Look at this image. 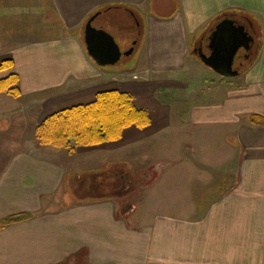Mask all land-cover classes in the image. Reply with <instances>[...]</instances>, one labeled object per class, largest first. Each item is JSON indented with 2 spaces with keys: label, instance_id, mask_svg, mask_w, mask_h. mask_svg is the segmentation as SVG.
Instances as JSON below:
<instances>
[{
  "label": "crops",
  "instance_id": "1",
  "mask_svg": "<svg viewBox=\"0 0 264 264\" xmlns=\"http://www.w3.org/2000/svg\"><path fill=\"white\" fill-rule=\"evenodd\" d=\"M182 1L181 12L172 17L146 18L150 52L144 66L132 73L106 71L118 75L101 88L104 78L90 82L105 70L88 54L87 22L93 16L94 21L133 16L132 8L142 13L147 0H0V64L14 61L0 70V80L18 73L22 91L19 97L0 92V135L17 131L11 139L0 136V220L32 214L0 228V264H264V123L251 119L254 114L264 118V41L243 75L213 81L205 102L177 112L180 126L204 128V133L215 127L222 153L231 150L232 160L183 156L186 148L193 154L203 148L197 141L175 144L169 155L142 156L168 137V124L149 110L158 102L156 92L181 86L191 48L200 58L196 46L214 26L208 29L209 23L231 5L227 0ZM235 5L264 26V0ZM108 89L129 92L152 116L150 126H130L121 140L109 142L116 152L124 144V163L135 179L137 164L157 160L156 167L145 165L123 211L115 191L93 193L104 189L99 183L106 178L100 174L117 162L107 157L108 150H99L96 159L90 155L88 160H101V154L104 159L85 177L82 148L70 152L38 145L36 137L46 117L91 102ZM93 176L94 189L85 190V179ZM83 190L88 193L80 195ZM202 195L203 206L187 208L188 198L197 204Z\"/></svg>",
  "mask_w": 264,
  "mask_h": 264
},
{
  "label": "rangeland",
  "instance_id": "2",
  "mask_svg": "<svg viewBox=\"0 0 264 264\" xmlns=\"http://www.w3.org/2000/svg\"><path fill=\"white\" fill-rule=\"evenodd\" d=\"M227 1L230 2L231 5L228 4L230 6H228L225 10H222L221 12H219V14H222L226 10L234 11L237 9L236 5H235L237 0H227ZM182 5H183L182 0H147L146 4L144 5L142 13L139 12L137 9L132 8L133 13H134L133 16H131V14L127 13L125 16H123V15L115 16L113 21H111L109 19H104V18H100V19L95 20L93 22V25L97 28L104 29V30L108 31L109 33H111L116 38L118 43L121 45V48H122L124 54H123L121 60L113 66L97 65L98 68H102L105 70V72L102 70L100 71V72H103V75H102L103 77L100 75L96 76L93 79H91L90 82L100 81V80H102V78H104L102 81L104 82L105 85L101 86V88H106V87H108V85H107L108 81L114 80L115 75L117 74V73H109L106 71L116 72V71L123 70V71H129V73H132L133 70H136L139 67H143L144 64L146 63L145 62V56H147L148 52H150V50L146 47L147 38H146V35L144 32L146 18H152V16L157 17V18L172 17L176 13L181 12V6ZM237 11L243 13L242 10H237ZM137 21L140 23L139 26L136 25ZM217 21L218 20H215V21L212 20V22L209 23L207 28L209 29L211 27L212 23L214 22V24H215V22H217ZM253 23L256 24V26L259 28V30H260V42L263 43V41H264V26L262 25V23H260L258 20H256L255 17L253 19ZM204 43L206 44V42H204ZM130 47L131 48L134 47V51L130 55H126L125 52L130 50ZM260 49H261V47H259V49H258L259 52H260ZM204 50H205V52H208V48L206 46H204ZM192 59H193V61H192ZM253 59H254V55L251 56L248 60L242 59L235 64L236 69L239 70V75H243L244 72L247 71V69L251 65ZM196 61H197V64H196ZM188 62H189L188 66H187L188 69H186V71L184 72L186 74V77H183L185 81L178 84L181 86L180 87H173V88L170 87L169 90L168 89L164 90L166 92H163V91H158V93L156 92L158 102H155V107L157 109L155 111V107L149 108V110H151L152 113L155 114V115L153 114V118H154V116H156V119L159 120L162 117L164 119L163 121H165V124H168V126L165 130L167 132L168 137L164 138V139H160L158 141V143H155L154 146L152 145L149 147V149H146V151L143 154L141 153L142 151L139 150V154H142L143 157L148 156L150 158V156H151V158H154V157H156L155 155L158 151H164L166 154L172 153L174 151L173 147L175 146V144H183V143L188 144V141L189 142L190 141L191 142L197 141L198 144L201 147H203V148H199L200 153L197 149H195L194 154H193V153H191L192 149L190 150V147L189 148L185 147L186 149L184 151L186 153L183 154V156L193 157L195 155L196 158L201 157V160H232L234 155H233L231 150H229L228 155H226L224 150L222 153V150H221L222 148H221V143H220L221 142L220 141L221 135L217 130L214 129L215 127H212L211 131L206 130L204 133V128L200 129L198 127H196V128H194V127H191V128L190 127H183V126H180L178 124L179 123L178 121L182 120V117L179 116V114L177 113L178 111L185 110V109L188 110L191 107V105L194 103L205 102L206 96L204 93L207 92L212 86H214L213 81H220L223 79H227L226 77L222 76L221 74H219L215 70H213L210 67H208L207 65H205L200 60V58L197 56V54H195L194 47H192L190 50V57L188 58ZM196 66H198L199 68L197 69ZM122 75H123V73H122ZM237 76H235V78ZM206 78H208V80ZM229 79H231V78H229ZM186 83H188V86L185 87ZM202 96H203V98H201ZM157 99H156V101H157ZM167 111H169L170 116L169 117L163 116V114H165ZM151 118H152V116H151ZM16 134H17V131H15V130L11 131L10 130V131H6V132L2 133L1 135L4 138L11 139V138H14V136ZM230 139L231 140L236 139V134L230 133ZM225 140L227 141V138ZM39 143L40 142L38 141V145H39ZM44 145H46V144H44ZM117 146H118V147H116V149H118L117 152L114 151V146L110 145L109 142L108 143L105 142L103 144L94 145V146L93 145L81 146L78 148H80V149L82 148L81 149L82 153L85 152L84 153L85 160H80V163H82L84 165V168L86 170L84 172V174L86 173L85 177L87 176V173H88L87 171L97 170L98 165H101V163L103 162L102 159H104V157L102 156V154H101V158H102L101 160H98V161L88 160L89 158H91L90 155H93V159H96L97 158L96 154H99L98 153L99 150H101V149L102 150L103 149L108 150V151L104 152V153H107V157L111 156L112 158H114V160L117 161L116 164L114 162H113V164H110V166L108 168H106V172L100 174V176L102 178L109 179L108 181H110L112 179L113 182L115 181V178H117V177L122 178V176H124L123 180L121 179L122 180V189L121 190L119 189L118 191L114 192L118 197L122 198L123 202L122 203L120 202L119 206H120V210L123 211V208H128V206H130L129 203L125 204V202L129 201V198H130L129 197L128 199L124 200L126 198V196H128L130 193L133 192V190H135L137 187L140 186V183L142 180H141L139 174L142 173V170L147 167V166L145 167V165H148V167H156L157 160H147V161H145L146 162L145 165H142V163L137 164L136 172L139 173L138 174L139 177H138V179H135L132 177L133 176L132 167L129 166L127 163H124L125 157H126L125 151H124V144H122L120 146L117 145ZM5 147H6V149H10V150L13 149L12 144L9 145V143L8 144L6 143ZM58 148H60V147H58ZM191 148H192V146H191ZM64 149H66V148H64ZM111 151L113 152L112 155L110 154ZM132 161L134 163H136L137 161L142 162V160H132ZM199 167L202 168L203 165H201ZM198 169H200V168H198ZM184 171L186 174L188 173V170L185 169ZM89 173H91V172H89ZM142 178H145V176ZM86 180L88 181L87 183H86ZM95 182H96L95 176H93L90 180H89V178H87V179H85V184L82 187H84L85 190L86 189H90V190L94 189ZM182 183L187 184L186 181L182 182ZM184 187H185V185H184ZM186 187H188V186H186ZM109 191H112V189L109 190L108 188H104L101 190V192L100 191H93V193L95 195H97L98 197H100L99 194H102V195L107 194ZM208 192L209 191H207V193ZM87 193H88L87 191L83 190L79 194L80 195H86ZM188 199H189V202L187 204V208L194 209L198 206L200 207V206L204 205L203 204L204 203L203 202L204 201L203 195L198 199L197 204H194V203H196L195 202L196 198H194V199L188 198ZM208 199L209 198L207 195V200ZM200 200H202V203ZM124 205H125V207H124ZM121 207H122V209H121ZM180 215L190 217V216H193L195 214L191 213V214H180Z\"/></svg>",
  "mask_w": 264,
  "mask_h": 264
},
{
  "label": "trees",
  "instance_id": "3",
  "mask_svg": "<svg viewBox=\"0 0 264 264\" xmlns=\"http://www.w3.org/2000/svg\"><path fill=\"white\" fill-rule=\"evenodd\" d=\"M238 12L237 9L226 10L213 20L222 18L242 19L244 16L253 20L251 15ZM255 52L254 59L258 56ZM252 55V56H253ZM14 66L12 59L4 60L0 70ZM20 75L11 73L0 80V92H6L15 97L22 94L20 88ZM252 121L263 124L264 118L252 115ZM152 123L148 109L140 107L135 102V97L129 92L118 89L100 91L95 100L63 108L46 117L36 129V137L41 144L66 148L74 152L78 147L97 145L105 142L118 141L123 137L124 130L130 126L144 128ZM105 179L99 187L118 191L122 189L120 177ZM32 217L31 213H18L0 220V228L9 224L23 221Z\"/></svg>",
  "mask_w": 264,
  "mask_h": 264
},
{
  "label": "water",
  "instance_id": "4",
  "mask_svg": "<svg viewBox=\"0 0 264 264\" xmlns=\"http://www.w3.org/2000/svg\"><path fill=\"white\" fill-rule=\"evenodd\" d=\"M95 16H93L85 27V43L88 54L101 66H113L117 64L124 52L116 38L104 29L93 25ZM227 24H230L228 27ZM245 38V41L242 40ZM251 37L244 29V26H238L233 19L226 18L221 21L214 31L210 48L211 54L203 53L202 61L224 77H234L239 74L235 68V61L240 48L246 43H250ZM134 47L126 51L130 55Z\"/></svg>",
  "mask_w": 264,
  "mask_h": 264
},
{
  "label": "flooded vegetation",
  "instance_id": "5",
  "mask_svg": "<svg viewBox=\"0 0 264 264\" xmlns=\"http://www.w3.org/2000/svg\"><path fill=\"white\" fill-rule=\"evenodd\" d=\"M223 19L225 20L226 18H223ZM223 19L217 21L214 24V26L210 29L209 33L201 41H199L198 45L196 46V50L200 58L203 53L207 55L211 54L212 49L210 48V43H211L212 35L214 31L217 29L219 23L223 21ZM228 19H231V18H228ZM233 20L235 21V23H237L238 26L243 25L244 29L248 32V35L251 37L250 43L248 44L245 42V44L240 48L236 61H235V64H236L238 61L242 59L248 60L255 52L258 51L262 43L260 42V30L256 26V24L253 23L252 19L244 16L242 19H238V20L233 19ZM227 26L229 27L230 24H227ZM242 40L245 41V38L242 37ZM205 41H206V44H204ZM204 46L208 48V52H205Z\"/></svg>",
  "mask_w": 264,
  "mask_h": 264
}]
</instances>
